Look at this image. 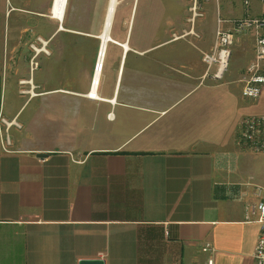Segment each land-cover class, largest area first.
<instances>
[{
  "label": "crops",
  "instance_id": "obj_1",
  "mask_svg": "<svg viewBox=\"0 0 264 264\" xmlns=\"http://www.w3.org/2000/svg\"><path fill=\"white\" fill-rule=\"evenodd\" d=\"M6 8L0 0V118L12 124H0V264H253L260 228L246 220L245 208L264 175L249 179L235 164L243 149L239 122L252 114L242 113L229 127L181 107L201 87L205 70L198 75L183 63L169 68L176 62L170 50L120 49L119 65L132 54L164 93L183 90L184 96L163 109L147 103L135 130L131 103H120L119 117L101 112L103 104L119 105L113 95L93 102L95 115L116 123L108 132L75 131L79 118L55 137L51 130L36 132L32 112L52 103L56 92L32 96L41 85L22 81L19 70L6 74L12 32ZM253 11L256 17L263 9Z\"/></svg>",
  "mask_w": 264,
  "mask_h": 264
},
{
  "label": "rangeland",
  "instance_id": "obj_2",
  "mask_svg": "<svg viewBox=\"0 0 264 264\" xmlns=\"http://www.w3.org/2000/svg\"><path fill=\"white\" fill-rule=\"evenodd\" d=\"M88 1L91 10L84 12L82 0H69L65 19L62 24H58L50 19L51 0H6V18L10 19L9 24L7 19V24L13 32L9 33L11 41L6 54V74L19 70L22 81L31 80L41 85L42 88L38 86L30 90L35 95L45 89L56 92L52 94V103L48 102L42 108L35 106L32 113L36 116L33 127L36 132L51 130L55 137L57 132H66L67 123L77 118L81 121L75 131L108 132L109 128L116 125L113 122L106 123L95 115L96 103L59 93L62 90L85 95L96 69L99 37L108 0ZM248 1L249 15H255L254 8L262 11L259 0ZM245 14L242 0H119L112 38L120 43L126 42L131 50L137 52L151 48L173 51L176 62L172 61L169 68L180 67L183 63L200 75L205 70L200 58L213 44L218 16L229 22L226 26L228 29ZM82 21H86V24L82 25ZM61 26L62 31L59 30ZM190 32H194V35L185 36ZM177 37L179 39L175 40ZM38 39L46 42L48 55L41 53L36 56L31 49L32 45L37 49L42 47ZM253 43L251 35L238 36L223 80L199 81L201 87L198 86L185 96L180 106L189 107L198 114L210 115L213 121L223 120L229 127L242 113L264 115V93L255 101L245 99L241 96L242 85L238 82L253 60ZM120 49L109 45L99 90L100 97L110 98L114 95L119 105L112 108L103 104L101 112H111L113 116L119 117L120 103H131L132 108L127 109V115H131L132 130H135L139 128L142 108L147 103L152 102L157 109H163L185 93L183 90L164 93L159 85L153 84L159 81L146 75L141 61L136 59L137 62L133 63L136 60L132 54L127 57L125 65L124 60L119 65ZM12 80L8 79L10 82ZM193 83L190 82V86ZM141 101H145L144 104ZM28 113H31L29 109L23 115ZM236 139L239 140L238 137ZM238 153L235 164L239 173L250 176L252 180V177L264 175V154L243 149Z\"/></svg>",
  "mask_w": 264,
  "mask_h": 264
},
{
  "label": "built area",
  "instance_id": "obj_3",
  "mask_svg": "<svg viewBox=\"0 0 264 264\" xmlns=\"http://www.w3.org/2000/svg\"><path fill=\"white\" fill-rule=\"evenodd\" d=\"M263 6V12L259 16L248 14L250 3L248 0H242L245 8V17L233 22L229 29L223 27L229 23L220 19L216 20V31L214 41L211 48L203 52L201 62L205 67L202 81L207 79L213 82L223 80L227 71L228 64L232 54V47L236 39L240 35H251L253 38V60L243 71L238 82L242 85L241 96L248 100H257L264 93V0H260ZM37 42L42 44L41 48L34 45L31 49L36 56L39 54L48 55L46 50V42L38 39ZM97 68V67H96ZM96 70V69H95ZM108 119H112V115L108 114ZM0 124L11 126L5 119L0 118ZM19 127L17 123H14ZM239 143L245 151L254 154H264V115H250L243 117L239 122L238 130ZM9 138L6 136L3 149L9 152ZM253 201L248 203L245 208L246 220L253 221L259 225L260 231L254 247L253 264H264V185L256 186L253 190ZM209 245L203 248L208 251ZM207 264H213L211 260Z\"/></svg>",
  "mask_w": 264,
  "mask_h": 264
},
{
  "label": "bare ground",
  "instance_id": "obj_4",
  "mask_svg": "<svg viewBox=\"0 0 264 264\" xmlns=\"http://www.w3.org/2000/svg\"><path fill=\"white\" fill-rule=\"evenodd\" d=\"M69 0H51V5L49 9L50 19L55 20L58 24H62L65 15L66 10L68 6ZM119 6V0H108L103 28L101 35L99 37L100 40V48H99V55L97 57L96 62V70L93 72V76L91 78L89 91L84 95L85 98L91 102L96 101H102L103 99L99 96V90H100V82L101 77L104 69V62L107 54V50L109 45H114L119 48H121L124 51L130 50L129 44L126 42L120 43L112 38V31L114 27V21L116 12ZM81 7L84 9V12H90L91 7L88 0H82ZM89 10V11H88ZM82 25L86 24V21L81 22ZM59 30L62 31V26L59 27ZM191 35H194V32L188 33L187 37H190ZM186 38V37H185ZM179 38H175V40H178ZM32 96H35L34 93H31ZM109 104L115 105V99H111L109 101Z\"/></svg>",
  "mask_w": 264,
  "mask_h": 264
},
{
  "label": "water",
  "instance_id": "obj_5",
  "mask_svg": "<svg viewBox=\"0 0 264 264\" xmlns=\"http://www.w3.org/2000/svg\"><path fill=\"white\" fill-rule=\"evenodd\" d=\"M39 158H45V155H39ZM79 264H104L102 260H86V261H80Z\"/></svg>",
  "mask_w": 264,
  "mask_h": 264
}]
</instances>
